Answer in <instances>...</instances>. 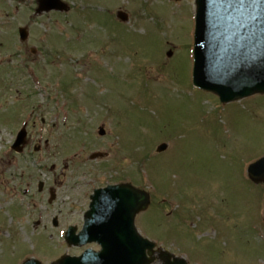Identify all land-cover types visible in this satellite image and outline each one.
<instances>
[{"label":"rangeland","instance_id":"1","mask_svg":"<svg viewBox=\"0 0 264 264\" xmlns=\"http://www.w3.org/2000/svg\"><path fill=\"white\" fill-rule=\"evenodd\" d=\"M32 1L3 6L0 0V44L15 43L26 25L37 51L27 69L14 51L12 66L23 73L14 82L0 76V100L13 102L0 106V122L16 113L22 119L16 127L36 123L22 154L11 149L14 126L0 124V264L26 257L49 264L80 253L66 245L64 233L70 225L80 229L93 189L120 181L151 193L152 206L137 223L158 248L188 257L189 264H264V195L246 181L248 166L264 156V97L219 106L193 87L195 0H82L83 7L66 0L73 11L65 22L63 14H35ZM127 10L135 20L118 23L116 13ZM79 29L86 33L79 36ZM61 33L78 39L72 51ZM74 66L79 75L87 71L82 80ZM63 83L66 89L76 84L71 95L79 108H71ZM162 142L173 144L157 154ZM97 152L108 157L90 160ZM164 186L171 196L176 188L182 192L187 206L208 202L216 217L207 214L202 222L199 213L198 225L186 230L179 202L163 198ZM52 188L57 198L49 204ZM187 217L196 225L191 210Z\"/></svg>","mask_w":264,"mask_h":264},{"label":"water","instance_id":"2","mask_svg":"<svg viewBox=\"0 0 264 264\" xmlns=\"http://www.w3.org/2000/svg\"><path fill=\"white\" fill-rule=\"evenodd\" d=\"M55 1L41 0L42 8H58ZM196 20L195 84L224 102L264 93V0H248L244 8H230L221 0H197ZM249 172L254 180H264V159ZM92 199L83 231L76 236L75 228L70 229L67 241L98 242L102 251L65 257L58 264H150L147 252L152 256L153 245L138 235L134 225L136 214L149 205L148 194L124 185L99 191Z\"/></svg>","mask_w":264,"mask_h":264},{"label":"snow or ice","instance_id":"3","mask_svg":"<svg viewBox=\"0 0 264 264\" xmlns=\"http://www.w3.org/2000/svg\"><path fill=\"white\" fill-rule=\"evenodd\" d=\"M221 2L230 8L236 6L239 8H244L248 0H221Z\"/></svg>","mask_w":264,"mask_h":264}]
</instances>
